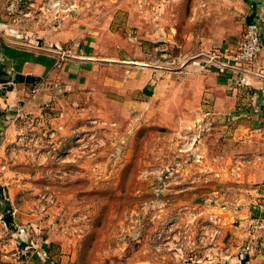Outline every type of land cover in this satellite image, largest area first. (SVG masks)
<instances>
[{"label":"rangeland","instance_id":"1","mask_svg":"<svg viewBox=\"0 0 264 264\" xmlns=\"http://www.w3.org/2000/svg\"><path fill=\"white\" fill-rule=\"evenodd\" d=\"M0 1V19L21 32L56 16L59 27L107 19L106 32L129 43L118 42L129 53L108 57L113 40L104 36L106 74L2 118L0 264H232L224 237L243 231L233 210L260 187L242 178L253 158L234 148L247 138L238 125L252 121L234 114H251L253 102L216 119L205 90L176 105L169 79L196 62L215 74L213 87L216 78L238 80V94L251 95L248 74L223 67L251 23L244 0ZM78 52L74 43L57 47V67ZM128 76L144 86L127 96Z\"/></svg>","mask_w":264,"mask_h":264},{"label":"crops","instance_id":"2","mask_svg":"<svg viewBox=\"0 0 264 264\" xmlns=\"http://www.w3.org/2000/svg\"><path fill=\"white\" fill-rule=\"evenodd\" d=\"M242 4L245 7L247 22L257 23L264 36V0H244ZM56 17L57 19L49 21L50 23L45 21V25L42 20L36 25L29 23L24 26L22 32L19 25L0 19V125L4 123L2 118L8 116L13 109L36 110L41 105L48 103L54 94L60 92L64 86L67 91H80L82 88L88 87L92 79L90 74L97 71L102 76V74H106L108 68L112 67V64L108 62L109 59L103 62L100 60L102 55L111 57L117 50L121 52V48L129 53L127 47L118 45V42L122 40L119 34L114 35L111 32H106L109 31L108 27L111 23L107 19L100 28L94 25L93 21L89 23V21L74 20H65L59 27V17ZM81 23H84L85 26ZM22 36L26 38L24 41L20 40ZM104 36L113 40L112 46L108 47L107 55L101 49L103 47L105 50L106 47ZM122 41L129 44L127 39ZM208 41L204 43L207 47L212 44ZM213 41L211 40V42ZM66 43H74V48L79 51V56L68 60L58 68L55 53L57 47ZM131 47L133 48L132 45ZM137 56H139V52H137ZM98 60L101 62H96ZM195 65L196 62L184 64L179 77L177 73L175 75L171 73L169 95L171 99L174 98L176 105L180 106L186 103L187 98L193 97L195 93L199 100L202 98V95L199 96L200 92L205 90V96L209 99L207 102L215 105L214 111L210 109L213 112L212 117L222 119L231 113L232 108L239 103L253 102L255 109L251 111V114L243 109L234 114L243 120L252 117V121L238 125L236 135H246L247 138L236 143L234 148L235 154L253 158L249 165H245L246 173L243 172L242 178L260 187L251 191L250 199L242 198V205L240 204L233 210L234 214L239 217L238 222L243 227V231L234 230L236 233L232 232V235L228 233L227 239L224 237L226 242L229 241L230 245L226 244V247L230 251H227L223 258L234 259L232 264H264V128L262 127L264 125V51L256 63L251 66L244 81L251 90V95L241 96L238 94L237 87L240 85L236 79L234 83L231 80L220 79L219 81L216 78L217 81L213 87L208 79L215 74L212 75V71L209 72ZM82 71H84L83 74H81ZM129 77L125 80L126 89L123 87L124 94L127 96L134 91H141L144 86V80L135 81ZM162 84L165 82H161L159 87L163 86ZM232 86L234 91H227ZM38 88L41 90L37 94H33V91ZM249 134H251V138H249ZM256 158L259 160L254 161ZM252 221H257L262 226L258 230L254 242L247 230V226ZM219 244L221 246L220 241L218 246ZM236 252L241 254L232 256Z\"/></svg>","mask_w":264,"mask_h":264},{"label":"built area","instance_id":"3","mask_svg":"<svg viewBox=\"0 0 264 264\" xmlns=\"http://www.w3.org/2000/svg\"><path fill=\"white\" fill-rule=\"evenodd\" d=\"M243 40L231 50L233 55L227 56V62H223V67L228 69H236L243 74L249 73V68L256 63L262 51H264V36L262 29L256 23H250L246 26ZM253 231L261 228L259 222H252Z\"/></svg>","mask_w":264,"mask_h":264}]
</instances>
